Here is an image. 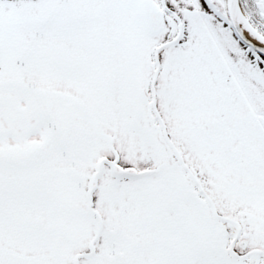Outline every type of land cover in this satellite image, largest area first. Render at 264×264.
<instances>
[{"label": "snow or ice", "instance_id": "snow-or-ice-1", "mask_svg": "<svg viewBox=\"0 0 264 264\" xmlns=\"http://www.w3.org/2000/svg\"><path fill=\"white\" fill-rule=\"evenodd\" d=\"M0 264H264V0H0Z\"/></svg>", "mask_w": 264, "mask_h": 264}]
</instances>
